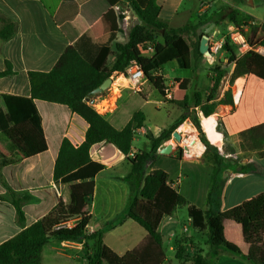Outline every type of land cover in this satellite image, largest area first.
Returning <instances> with one entry per match:
<instances>
[{"label":"crops","instance_id":"1","mask_svg":"<svg viewBox=\"0 0 264 264\" xmlns=\"http://www.w3.org/2000/svg\"><path fill=\"white\" fill-rule=\"evenodd\" d=\"M63 1L0 0V30L8 23L15 27V33L10 39L0 38V108L4 112L5 95L30 97L29 74L51 71L63 53L74 44L62 31L60 23L71 20L79 37L86 35L98 45L108 44L111 34L115 33L116 37L111 42L113 53L107 61V66H110L116 53V44L128 42L130 32L138 20L129 6L118 4L90 24L84 16L76 12L82 3L88 0H69L64 9ZM156 2L161 7L160 20L170 28L193 26L184 36L193 51L198 38L203 37L205 30L210 26L213 25L212 30H218L222 35L228 33L229 27L235 26L225 18L229 9L238 11L240 20L246 23L245 29H249L251 34L253 29L264 24V20L252 14V10L244 9L241 0H156ZM250 5L254 6V2L252 1ZM242 16L243 18L249 16L254 21L248 22L242 19ZM244 34L249 39L248 33ZM253 39L256 41L254 45L264 47L261 44L264 33L258 31ZM218 58L223 63L227 62L223 52ZM215 59L205 55L196 56L194 51L191 69H194L195 61H199L200 65H212ZM231 68L230 76L234 64ZM5 72L8 74L2 75ZM163 74L166 78L164 67ZM191 78L174 79L189 80L187 89L189 95L200 92L206 96L210 92L213 86L211 77H203L198 81H191ZM176 84L177 91L179 84L177 82ZM230 89L234 104L219 105L216 112L209 116H216V125L213 127L219 134L216 142L211 141L208 133L204 131L209 142L220 150L226 163L248 167L244 173L230 169L224 171L225 183L221 190L220 208L223 214L264 192V156L259 157L256 152L242 151L239 140L242 131L264 123V80L256 75L246 74L232 83L231 80L223 81L216 101L222 99L225 92ZM154 91L158 90L147 80L138 92L125 89L117 108L103 116L116 129L122 130L135 113L139 111L144 113L143 126L135 131L129 154L131 158L142 151H150L149 132L158 137L164 129L187 114L186 110L175 103V98L171 100L172 102L164 101V98L158 101L149 100L148 97ZM34 103L42 119L48 144L46 152L30 156L11 129L0 131V245L51 213L60 200L66 205L71 203L70 184L54 180L55 162L63 140L68 139L75 147L80 146L85 141L89 125L65 105L42 100H35ZM154 103L156 107L152 108V116L149 118L143 110L147 105ZM162 107L165 108L164 112ZM196 110L202 123L205 116L198 108ZM192 111L193 108L189 110ZM161 114L168 116L167 122L164 118L162 120ZM190 122L191 119L186 118L176 131L180 132L181 127L189 126ZM219 125L226 132V136L218 130ZM201 128L204 130L202 126ZM143 137L149 141V145L145 144L147 148L144 149L138 144ZM171 141L172 138L159 147L155 161L145 168L143 178H136L134 181L127 178L132 172V163L114 144L101 142L90 149L91 159L103 165L104 169L95 177V192L87 208L90 221L86 232L87 234L103 232L104 245L121 258L127 254L156 247V243L143 227L125 217L133 197L139 195L144 178L150 172L164 170L169 174L172 186L191 204L200 209L207 208V197L215 169L202 161L205 145L203 144V147L200 142L201 147L198 153L196 152L197 155L183 153L179 158V147L174 148L170 154H161L160 149ZM6 161L9 163L5 164ZM18 209L21 210L22 216L18 214ZM66 222L68 226L73 227L80 222V217ZM158 230L162 235L166 261L172 264H190L176 258L179 246L184 247L187 256L190 257L196 249L202 250L211 264H252L246 257L248 245L243 239L241 226L231 219H223L224 235L229 242L240 248L241 254L223 249L217 254L211 253L209 244L206 243L208 235L206 240L202 241V232L206 231L192 227L186 208L178 209L172 216H165ZM84 242V239L51 240L43 248L42 264H83L86 253ZM88 244L93 248L96 243L95 240H89ZM127 264L140 263L132 257Z\"/></svg>","mask_w":264,"mask_h":264},{"label":"trees","instance_id":"2","mask_svg":"<svg viewBox=\"0 0 264 264\" xmlns=\"http://www.w3.org/2000/svg\"><path fill=\"white\" fill-rule=\"evenodd\" d=\"M68 1H63V9ZM118 4L128 5L136 14L139 23L132 28L127 43L116 44V53H114L115 56L110 66H107V61L113 53L111 42L116 34H111L108 44L98 45L86 35L79 37L72 21L69 20L60 23V26L67 38L74 44L63 53L51 71L29 74L31 96L5 95L3 97L6 112L0 108V131L11 129L26 147L30 156H36L48 150L42 119L35 106V100L65 105L80 115L89 127L85 141L80 146L75 147L68 139L63 140L55 162L54 180L58 183L70 184L71 203L66 205L60 200L51 213L2 243L0 264H42L43 248L53 239L62 241L84 239L86 253L83 264H127L132 257H135L140 264H172L166 261L162 235L158 228L165 216H172L181 208H186L187 216L194 229L207 232L211 253L217 254L223 249L241 254L240 248L225 238L223 219L227 218L241 226L243 239L248 245L246 257L252 264H264V192L231 209L226 214L221 212V190L225 183L224 171L230 169L244 173L247 172L248 167H239L231 163L225 165L226 161L220 150L208 141L197 116V108L205 117H209L216 112L217 106L234 104L231 89L225 92L222 99L216 101L221 82L228 74V71L222 68V61L219 65L212 67L213 86L206 96L200 92L187 94L189 80H176L179 86L174 100L187 111V114L169 128L164 129L158 137L149 135L150 151H142L134 158L129 157V154L132 150L135 131L143 126L144 113L142 111L135 113L129 123L122 130H118L84 103L85 96L91 94L112 74L124 72L132 61L138 62L148 82L156 90L163 92L167 86L163 74L164 65L176 61L180 68L189 70L192 66L194 51L196 56H203L199 49L202 36L198 38L193 51L184 37L193 26L180 29L170 28L160 20L161 7L156 0H88L82 3L76 12L92 24L102 14ZM225 18L237 27L246 24L240 20L237 10L229 9ZM258 31L264 33V24L253 29V36H256ZM14 33V25L8 23L0 30V38L8 40ZM249 39L252 44H255L250 37ZM145 43L153 44L154 53L151 57L142 54L140 47ZM261 44L264 45V40ZM222 51L226 53L227 64H234L231 83L246 74H253L264 80V55L249 51L238 56L235 46L228 39L225 40ZM5 74L8 72L2 73V75ZM191 108L193 111L189 112ZM186 118H190L199 130V138L206 147L202 161L215 169L207 197V208L200 209L191 204L172 186L169 174L164 170L158 169L150 172L144 178L139 195L133 197L125 217L143 227L156 243V247L135 254H127L121 258L104 245L103 232L92 234L86 232L90 221L87 208L95 192V177L104 169L103 165L91 159L90 149L101 142L114 144L128 156V160L132 163V172L127 178L130 181L136 178L141 179L148 164L155 161L159 147L172 138L173 133ZM218 130L226 136V132L220 125ZM239 140L242 151L256 152L259 157H263L264 123L242 131L239 134ZM178 150L180 158L184 153L183 148L179 147ZM8 163L9 161L5 162V164ZM18 214L22 216L20 209H18ZM75 217H80L77 225L54 229L55 225ZM89 240H95V247L89 246ZM185 254L186 249L179 246L176 252V258L179 261L190 262V264H211L202 250L196 249L191 257Z\"/></svg>","mask_w":264,"mask_h":264},{"label":"built area","instance_id":"3","mask_svg":"<svg viewBox=\"0 0 264 264\" xmlns=\"http://www.w3.org/2000/svg\"><path fill=\"white\" fill-rule=\"evenodd\" d=\"M226 39H228L230 43L237 48L240 56L249 51H254L264 55V47L250 43L248 37L239 28L231 26L229 27L226 35H222L220 31L215 29L211 30L208 34L209 51L212 53L211 58L215 59L221 53ZM140 49L142 50L141 47ZM110 78L111 84L105 92L97 96H94L91 93L85 96L83 100L86 105L102 117L113 112L117 108L121 95L125 89L138 92L140 91L143 83L147 80L142 67L136 61H132L126 67L124 72L114 73ZM176 88V83L166 86V89L162 92L164 101H171L174 99ZM181 144H187L184 136ZM60 227L72 226H68L67 222L64 221L55 225L54 229H58Z\"/></svg>","mask_w":264,"mask_h":264},{"label":"rangeland","instance_id":"4","mask_svg":"<svg viewBox=\"0 0 264 264\" xmlns=\"http://www.w3.org/2000/svg\"><path fill=\"white\" fill-rule=\"evenodd\" d=\"M241 1H242V5H243V7H244L245 10H252L251 11L252 14H255L258 18L264 20V0H241ZM252 1L254 2V6H251L250 5ZM241 18L244 19V20H247L248 22H253L254 21V19L251 18V17H249V16H247V18H243V16H242ZM251 26H253V25L251 24ZM237 28H239L243 33H245V32L248 33L249 37L254 42H256L255 39H253V34L250 33L249 29H245L244 25L242 27H237ZM225 32H226V30H225ZM227 32H228V30H227ZM158 39H159V41H161V38L160 37ZM141 48H142L141 51H143L142 54L145 55V56H147V57H151L153 55V53H154L153 44H151V43H145V44L141 45ZM236 50H237V48H236ZM222 52L226 56V53L224 51H221V53ZM237 55H239L238 54V50H237ZM219 63H220V59L217 56V58L215 59V61H214V63L212 65H209V64L200 65L199 61L198 62L195 61L194 69L185 70V69L179 68L178 65H177V63L175 61L170 62V63L164 65L165 72L167 74V77L165 78L166 79V85H171L173 83H176V79H174L175 77H180V78H191L192 77L191 78V81H193V80L198 81V80H200V78H203V77H206V78L212 77L214 75V73L212 72V67L215 66V65H219ZM222 68H224L225 70H227L228 71V74L224 77V79L222 80L221 84H223V81L225 82L226 80H230L231 76H230V73L229 72L232 69L231 68V64H227V62L222 64ZM148 98H149V100H156V101H158L160 99L163 100V95H162V92L160 93L159 91H154V93L151 94ZM153 107H156L155 103L154 104L147 105L145 107V109L143 110L145 113H147L149 115V118H150V115L152 114V108ZM161 109H162L163 112L165 111L164 110L165 108L162 107ZM161 116H162V120L164 118V120L167 122L168 116L165 115V114H161ZM214 117L216 118L215 115H214ZM190 126L191 127H194V130L195 131L197 130L196 131L197 132V137L199 138L200 137V132L195 127V125L193 124L192 121L189 123V126L188 127H190ZM186 127L187 126H184L183 131H181V134L183 136L184 135L187 136L189 134L187 131H184V130H186ZM151 134L152 133L149 132L148 133V137ZM206 137H207V135H206ZM172 140H174L176 142V140H175V138L173 136H172ZM210 143H212V142H210ZM138 144H139L140 148H142V149L147 148L146 145L147 146L149 145L148 138H146V137L141 138V140L139 141ZM178 147L183 148L184 145L181 144V142L180 143L177 142L176 145H175V148H178ZM226 164L227 163H225V165ZM202 233H203L202 241H203V239L205 241L206 240L207 232L206 233L205 232H202ZM206 243H208V242L206 241Z\"/></svg>","mask_w":264,"mask_h":264},{"label":"water","instance_id":"5","mask_svg":"<svg viewBox=\"0 0 264 264\" xmlns=\"http://www.w3.org/2000/svg\"><path fill=\"white\" fill-rule=\"evenodd\" d=\"M138 23H139V20H137L136 24H138ZM213 27L214 26L212 25V26H210L209 28H207L205 30V33H204V35H203V37H202V39L200 41V47H199L200 52L203 55L207 56V57H211L212 56V53L209 51L208 34L211 32V30L213 29ZM110 84H111V78H107L97 89H95L92 92V94L94 96H97V95L102 94L103 92H105L109 88ZM201 124L202 123L200 122V125ZM186 130L188 131V129H186ZM173 137L175 138L176 142L173 140L170 143H168L166 146H164L163 148H161L160 149V153L161 154H170V153H172V151L175 148L176 143L177 142L180 143L183 140L182 134L180 132H178V131H175L173 133ZM183 152L185 154L197 155L196 152H195V149H194V143H189V144L184 145Z\"/></svg>","mask_w":264,"mask_h":264},{"label":"bare ground","instance_id":"6","mask_svg":"<svg viewBox=\"0 0 264 264\" xmlns=\"http://www.w3.org/2000/svg\"><path fill=\"white\" fill-rule=\"evenodd\" d=\"M210 59H212V58L210 57ZM215 125H216V119L214 116L213 117H203V119H202V127L204 129L203 131L208 133V137L211 141L216 142V139L219 137V134L213 128ZM187 127H186V129H188V131L187 130H184V131H187L189 134L187 136L184 135L185 142L187 144L194 143V149L197 152L198 149L201 147V144L203 145V143L197 137V132L195 133L194 128L191 126L188 128ZM183 129H184V126H182L180 130L183 131ZM200 142H201V144H200ZM203 147H204V145H203Z\"/></svg>","mask_w":264,"mask_h":264}]
</instances>
